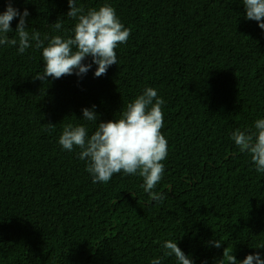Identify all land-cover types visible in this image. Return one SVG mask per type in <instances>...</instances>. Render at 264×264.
Wrapping results in <instances>:
<instances>
[{
  "label": "trees",
  "instance_id": "16d2710c",
  "mask_svg": "<svg viewBox=\"0 0 264 264\" xmlns=\"http://www.w3.org/2000/svg\"><path fill=\"white\" fill-rule=\"evenodd\" d=\"M76 2L85 13L110 4L131 33L101 77L93 64L82 77L41 81L40 49L0 46V264H178L163 256L169 239L194 264H220L225 247L237 261L264 256V172L231 138L264 119V30L245 19L243 0ZM12 6L27 8L42 39L73 34L67 0ZM148 87L165 102L168 155L153 189L162 202L138 173L93 183L80 149L58 143L67 124L94 132L82 108L95 105L98 122L119 119Z\"/></svg>",
  "mask_w": 264,
  "mask_h": 264
},
{
  "label": "clouds",
  "instance_id": "9594fccd",
  "mask_svg": "<svg viewBox=\"0 0 264 264\" xmlns=\"http://www.w3.org/2000/svg\"><path fill=\"white\" fill-rule=\"evenodd\" d=\"M12 3L13 0H8L6 9L0 13V46H15L18 54H24L33 46L40 49L44 71L35 78L41 81L73 74L82 77L93 64L96 65L95 77L105 75L110 66L117 65L116 49L127 42L131 33L110 4L105 3L85 13L83 7L77 6L76 0H67L69 10L66 16L77 21L72 36L56 35L42 39L36 28L27 26L30 15L27 8L21 11ZM243 8L245 19L257 22L258 27L264 30V0H243ZM17 17L15 37L10 38L8 34L13 33L11 22ZM62 23L58 19L51 25L55 30H61ZM88 58H91V63H85ZM164 103L157 90L148 87L126 106L119 119L98 122L95 105L82 108V119L97 125L94 132L89 136L84 125L67 124L58 143L64 150L80 149L79 159L88 161L86 171L91 174L93 183H107L121 171L128 175L138 173L143 178L144 191L152 200L162 202L165 195L153 189L162 179V161L168 155V141L161 132L164 127ZM254 128V131L247 132L236 129L231 138L241 152L251 155L256 171L264 172V119H257ZM177 240L164 241L163 256H174L178 264H194L192 258L178 247ZM208 243L220 248L223 242L211 239ZM259 249H264V245ZM224 258L226 264H264V256L260 252L248 254L237 261L233 250L227 251L225 247L220 264H224ZM151 264H162L161 257L153 258Z\"/></svg>",
  "mask_w": 264,
  "mask_h": 264
}]
</instances>
